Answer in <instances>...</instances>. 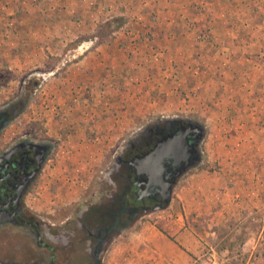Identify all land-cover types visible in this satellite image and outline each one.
I'll list each match as a JSON object with an SVG mask.
<instances>
[{"label": "rangeland", "instance_id": "374dc122", "mask_svg": "<svg viewBox=\"0 0 264 264\" xmlns=\"http://www.w3.org/2000/svg\"><path fill=\"white\" fill-rule=\"evenodd\" d=\"M9 103L8 133L53 146L26 201L75 243L64 264H91L79 223L100 264H264V0H0ZM172 117L198 155L167 203L119 215V155Z\"/></svg>", "mask_w": 264, "mask_h": 264}, {"label": "flooded vegetation", "instance_id": "af4514ba", "mask_svg": "<svg viewBox=\"0 0 264 264\" xmlns=\"http://www.w3.org/2000/svg\"><path fill=\"white\" fill-rule=\"evenodd\" d=\"M20 110L14 103L0 106V242L4 258L0 264H64L75 243H65L58 226L54 234V227L34 214L26 201L53 146L30 129L8 133ZM199 132L195 122L183 117L159 119L138 132L113 169L123 170L125 179L121 192L110 195L119 205V215L130 212L136 218L163 205L167 181L198 155ZM79 227L86 235L83 250L90 255L91 264H100L91 248L94 232L87 224L79 223Z\"/></svg>", "mask_w": 264, "mask_h": 264}, {"label": "water", "instance_id": "95a60500", "mask_svg": "<svg viewBox=\"0 0 264 264\" xmlns=\"http://www.w3.org/2000/svg\"><path fill=\"white\" fill-rule=\"evenodd\" d=\"M154 171H158L159 174L162 173V170H154ZM161 177H162V176H161ZM170 184H171V182L169 181V182L167 183V192H166V194L164 195V198H163V200H164L166 203L168 202V200H169V198H170V193H171Z\"/></svg>", "mask_w": 264, "mask_h": 264}]
</instances>
